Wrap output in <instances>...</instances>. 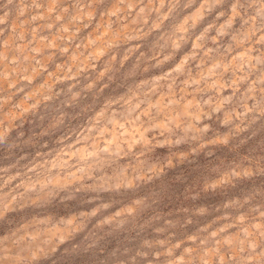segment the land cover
Returning <instances> with one entry per match:
<instances>
[{
  "label": "rangeland",
  "instance_id": "rangeland-1",
  "mask_svg": "<svg viewBox=\"0 0 264 264\" xmlns=\"http://www.w3.org/2000/svg\"><path fill=\"white\" fill-rule=\"evenodd\" d=\"M0 264H264V0H0Z\"/></svg>",
  "mask_w": 264,
  "mask_h": 264
}]
</instances>
